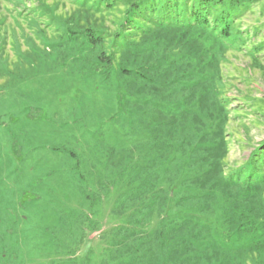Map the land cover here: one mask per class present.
I'll list each match as a JSON object with an SVG mask.
<instances>
[{
	"label": "rangeland",
	"instance_id": "1",
	"mask_svg": "<svg viewBox=\"0 0 264 264\" xmlns=\"http://www.w3.org/2000/svg\"><path fill=\"white\" fill-rule=\"evenodd\" d=\"M126 1L0 0V264L126 262L133 246L119 244L118 229L134 226L130 213L143 202L136 195L145 182L135 177L144 168H155L170 191L166 212L145 231L160 219L196 214L192 205H176L191 191L181 185L189 172L179 171V155L169 166L171 182L169 167L146 161L165 157L179 136L154 143L140 120L151 112L141 104L147 98L121 92L131 81L118 75L121 48L111 37ZM238 16L220 59L219 108L208 107L210 118L202 117L209 130L223 119L221 164L231 180H240L252 153L264 150V0H252ZM86 31L103 46L92 48ZM101 50L113 58L104 76L96 69ZM164 107L165 114H180ZM263 177L264 170L254 178ZM262 190L264 198V183ZM213 210L197 213L211 229L207 244L223 231L221 212ZM238 264H264V251L243 254Z\"/></svg>",
	"mask_w": 264,
	"mask_h": 264
},
{
	"label": "trees",
	"instance_id": "2",
	"mask_svg": "<svg viewBox=\"0 0 264 264\" xmlns=\"http://www.w3.org/2000/svg\"><path fill=\"white\" fill-rule=\"evenodd\" d=\"M251 2L127 0L125 3L119 28L111 37L113 47L121 48L116 64L118 75L131 81L128 88L120 86L121 92L128 97L147 98L141 104L151 108V112L140 120L145 122V130L154 143L160 145L179 136L176 148L166 151L165 157L159 155L146 161H153L156 169L163 165L168 168L177 162L179 155V164L183 166L179 171L189 172L181 178V185L191 191L181 196L176 205H192L196 214L175 222L160 219L153 229L145 231L154 218L166 212L170 191L160 186V174L154 172V167L153 172L150 168L142 169L143 173L135 177L138 180L144 176L145 182L141 181L136 195L143 202L130 213L134 226L118 229L123 234L119 244L130 241L128 247L133 246L129 260L121 264H238L243 254L264 251V177L263 181L254 178L264 170V150L252 153L240 180L226 178L221 164L227 146L222 138L223 119L217 120L212 130L202 121V117L210 118L206 117L208 107L211 112L219 108L216 100L220 59L230 43L226 41L231 38L234 20ZM85 33L92 48L103 46L98 34ZM98 59L97 74L104 76L112 70L113 58L101 50ZM174 97H178L175 102ZM164 105L180 114L163 113ZM195 131L198 136L189 137ZM170 167L166 173L171 182ZM233 188L237 189L235 194L227 193ZM218 201L225 207L219 208ZM213 209L221 212L223 231L207 244L211 229L198 214L207 215Z\"/></svg>",
	"mask_w": 264,
	"mask_h": 264
}]
</instances>
